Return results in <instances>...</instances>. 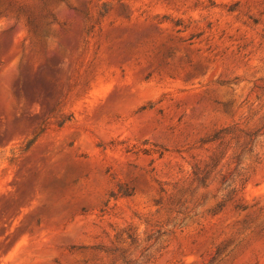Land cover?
<instances>
[{
    "label": "rangeland",
    "instance_id": "374dc122",
    "mask_svg": "<svg viewBox=\"0 0 264 264\" xmlns=\"http://www.w3.org/2000/svg\"><path fill=\"white\" fill-rule=\"evenodd\" d=\"M0 264H264V0H0Z\"/></svg>",
    "mask_w": 264,
    "mask_h": 264
}]
</instances>
